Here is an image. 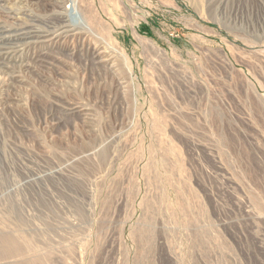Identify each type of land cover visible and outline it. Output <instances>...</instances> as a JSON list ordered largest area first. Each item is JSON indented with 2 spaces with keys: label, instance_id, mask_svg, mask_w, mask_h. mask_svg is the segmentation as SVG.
Wrapping results in <instances>:
<instances>
[{
  "label": "rangeland",
  "instance_id": "1",
  "mask_svg": "<svg viewBox=\"0 0 264 264\" xmlns=\"http://www.w3.org/2000/svg\"><path fill=\"white\" fill-rule=\"evenodd\" d=\"M68 5L0 0V264H264V0Z\"/></svg>",
  "mask_w": 264,
  "mask_h": 264
},
{
  "label": "bare ground",
  "instance_id": "2",
  "mask_svg": "<svg viewBox=\"0 0 264 264\" xmlns=\"http://www.w3.org/2000/svg\"><path fill=\"white\" fill-rule=\"evenodd\" d=\"M78 6H79V0H69V5L67 6V8H68L67 9V13H68L67 16H68L69 20L73 23L74 26H77V27H79L81 25L86 26L88 21H86V18L82 15L83 12L82 13L80 12ZM74 28H76V27H74Z\"/></svg>",
  "mask_w": 264,
  "mask_h": 264
}]
</instances>
